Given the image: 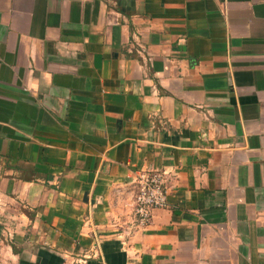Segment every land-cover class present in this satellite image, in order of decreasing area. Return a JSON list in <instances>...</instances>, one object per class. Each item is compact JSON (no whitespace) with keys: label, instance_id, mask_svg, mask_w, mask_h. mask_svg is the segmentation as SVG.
<instances>
[{"label":"crops","instance_id":"crops-1","mask_svg":"<svg viewBox=\"0 0 264 264\" xmlns=\"http://www.w3.org/2000/svg\"><path fill=\"white\" fill-rule=\"evenodd\" d=\"M0 264H264V0H0Z\"/></svg>","mask_w":264,"mask_h":264},{"label":"built area","instance_id":"built-area-1","mask_svg":"<svg viewBox=\"0 0 264 264\" xmlns=\"http://www.w3.org/2000/svg\"><path fill=\"white\" fill-rule=\"evenodd\" d=\"M116 200L120 211L113 218L125 226L122 215L127 214L131 225L125 226L124 234L130 235L134 227L149 224L157 208L169 205L168 172L157 168L139 172L132 181L119 187ZM85 224L91 226L93 223L88 218Z\"/></svg>","mask_w":264,"mask_h":264}]
</instances>
